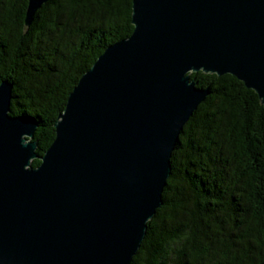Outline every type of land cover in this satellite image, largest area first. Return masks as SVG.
Here are the masks:
<instances>
[{
	"label": "water",
	"instance_id": "1",
	"mask_svg": "<svg viewBox=\"0 0 264 264\" xmlns=\"http://www.w3.org/2000/svg\"><path fill=\"white\" fill-rule=\"evenodd\" d=\"M49 1L28 0L25 31ZM132 25L70 93L44 155L0 84V264H131L209 94L190 74L232 75L264 105V0H132Z\"/></svg>",
	"mask_w": 264,
	"mask_h": 264
},
{
	"label": "trees",
	"instance_id": "2",
	"mask_svg": "<svg viewBox=\"0 0 264 264\" xmlns=\"http://www.w3.org/2000/svg\"><path fill=\"white\" fill-rule=\"evenodd\" d=\"M27 7L0 0V84L13 86L10 114L37 123L44 155L81 77L131 36L132 0H50L25 31ZM190 78L209 94L184 126L131 264H264V105L232 75Z\"/></svg>",
	"mask_w": 264,
	"mask_h": 264
}]
</instances>
